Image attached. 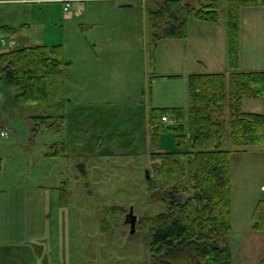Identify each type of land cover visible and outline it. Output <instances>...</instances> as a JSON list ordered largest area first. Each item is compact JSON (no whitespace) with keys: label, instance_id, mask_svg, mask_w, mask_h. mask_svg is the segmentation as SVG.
Instances as JSON below:
<instances>
[{"label":"rangeland","instance_id":"obj_1","mask_svg":"<svg viewBox=\"0 0 264 264\" xmlns=\"http://www.w3.org/2000/svg\"><path fill=\"white\" fill-rule=\"evenodd\" d=\"M148 1L76 0L68 10L56 0L0 4V27L17 30L0 34V51L60 46L70 63L47 104H19L13 91L0 86V264H151L145 220L166 206L149 194L146 171L151 178L153 162L139 151L144 143L133 132L123 135L141 109L135 114L129 104L96 102L123 96L136 108L139 101L188 108L189 93L180 79L161 81V94H152L157 69ZM108 4L132 7L114 10ZM220 17H226L224 5ZM242 108L264 113L261 99L246 98ZM62 114L67 116L62 127H36L31 121ZM166 117L171 121L166 126L173 127L161 144L174 151L180 124ZM152 127L149 114V139ZM87 139L92 158L80 147ZM101 139L106 146L97 152ZM63 141L67 154L56 156L54 145ZM231 182L233 226L235 217L249 222L252 207L264 197V147L232 156ZM129 214L138 217L134 232Z\"/></svg>","mask_w":264,"mask_h":264},{"label":"trees","instance_id":"obj_2","mask_svg":"<svg viewBox=\"0 0 264 264\" xmlns=\"http://www.w3.org/2000/svg\"><path fill=\"white\" fill-rule=\"evenodd\" d=\"M147 4L153 61L160 41L186 39L191 17L217 23L224 5L230 68L189 75L187 109L150 110L153 176L147 186L151 197L166 206L165 212L145 220L151 264H232L231 159L248 148L264 147V113L242 108L246 98L261 99L264 104V70H239L241 13L264 7V0H226L225 4L221 0H149ZM16 32L8 25L0 27V34ZM69 66L60 46L0 51V86L13 91L19 104H47L51 89L64 82ZM164 116L176 119L181 131L176 130L178 149L158 152L163 147L160 137L173 127L160 122ZM66 119L65 114L40 115L31 121L36 127L53 128L62 127ZM54 149L56 156L67 154L65 141ZM252 220L253 230L264 233V197L256 204Z\"/></svg>","mask_w":264,"mask_h":264},{"label":"crops","instance_id":"obj_3","mask_svg":"<svg viewBox=\"0 0 264 264\" xmlns=\"http://www.w3.org/2000/svg\"><path fill=\"white\" fill-rule=\"evenodd\" d=\"M41 0H0V4L8 3H29ZM55 1V0H46ZM59 1V0H56ZM112 9L118 10L120 8L132 7L131 4H108ZM127 5V6H125ZM65 7V5H64ZM188 37L184 40L165 39L159 42L156 52V73L153 80V91L157 90L161 94V87L164 83L161 81H168L171 79H180L184 81L188 90V77L195 73H215V72H228V32L226 19L221 18L217 23H208L198 21L191 17L188 26ZM240 71H258L264 70V8H246L241 13V27H240ZM158 78V79H157ZM76 86H79L78 84ZM86 88V87H85ZM137 90V89H136ZM108 102L118 107H125L129 104L136 114V109H141L138 120H134V127L127 129L124 136H129L131 132L134 133L135 140L144 143L145 150L139 149L141 153H146L148 156L150 149L149 139V114L151 108H163L168 106V102L157 101L153 107H147L139 101V107H135V103H128L123 96L117 99H106ZM95 101V100H93ZM154 102V101H153ZM157 106V107H156ZM90 132V131H88ZM91 139L94 134L93 131L87 134ZM135 140L132 143L135 144ZM87 139L81 143L80 147L84 151L86 158H92L94 151L92 146L88 143ZM102 139L98 142H101ZM96 142V141H95ZM96 142L97 152H101L105 141L98 144ZM164 146V143L161 144ZM164 147H162L163 152ZM147 164V165H148ZM262 186L261 190H263ZM260 200V199H259ZM258 200V201H259ZM256 201L252 212L258 203ZM253 213V212H252ZM233 217V213H232ZM232 246L234 252V259L232 264H264V233L255 232L253 230L252 216L248 222L247 217L242 221H237L234 218L233 223V238Z\"/></svg>","mask_w":264,"mask_h":264},{"label":"water","instance_id":"obj_4","mask_svg":"<svg viewBox=\"0 0 264 264\" xmlns=\"http://www.w3.org/2000/svg\"><path fill=\"white\" fill-rule=\"evenodd\" d=\"M125 6H127V5H125ZM146 176H147V180H150V174H149V171L147 170L146 171ZM130 223H131V225H132V232H134L135 231V228H136V224H137V222H138V217L137 216H133V214H129V220H128Z\"/></svg>","mask_w":264,"mask_h":264},{"label":"built area","instance_id":"obj_5","mask_svg":"<svg viewBox=\"0 0 264 264\" xmlns=\"http://www.w3.org/2000/svg\"><path fill=\"white\" fill-rule=\"evenodd\" d=\"M73 0H62V2L66 3V7H65V10H68V7L70 5V3L72 2ZM12 43V42H11ZM3 44H5V41H3ZM162 121L164 122V124L166 123H170L171 121H168L167 117H163L162 118ZM168 125V124H166ZM2 136L6 137L7 136V133L6 132H3L2 133ZM264 189V188H263Z\"/></svg>","mask_w":264,"mask_h":264}]
</instances>
